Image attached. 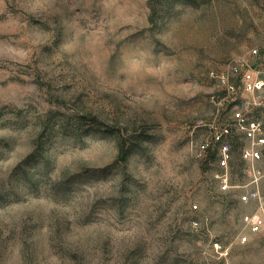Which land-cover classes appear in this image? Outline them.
Returning a JSON list of instances; mask_svg holds the SVG:
<instances>
[{
  "label": "rangeland",
  "instance_id": "obj_1",
  "mask_svg": "<svg viewBox=\"0 0 264 264\" xmlns=\"http://www.w3.org/2000/svg\"><path fill=\"white\" fill-rule=\"evenodd\" d=\"M263 40L264 0H0V264H264L193 128Z\"/></svg>",
  "mask_w": 264,
  "mask_h": 264
},
{
  "label": "built area",
  "instance_id": "obj_2",
  "mask_svg": "<svg viewBox=\"0 0 264 264\" xmlns=\"http://www.w3.org/2000/svg\"><path fill=\"white\" fill-rule=\"evenodd\" d=\"M261 47L264 51V40ZM261 57L260 48L253 47L247 54L235 56L219 70L211 71L209 75L219 87V91L209 97L213 111L193 124V128L205 134L195 145V156L205 159L210 149L217 148L216 164L220 171L215 178L219 190L242 189L238 201L253 206L240 218L237 239L242 244L257 236L264 241V76L262 69L256 66ZM233 131L245 139L240 148L246 176L242 184L231 181ZM192 207L197 208V205ZM192 224L197 226L198 221L193 220ZM212 247L221 259L220 264H229L228 247L217 240Z\"/></svg>",
  "mask_w": 264,
  "mask_h": 264
},
{
  "label": "crops",
  "instance_id": "obj_3",
  "mask_svg": "<svg viewBox=\"0 0 264 264\" xmlns=\"http://www.w3.org/2000/svg\"><path fill=\"white\" fill-rule=\"evenodd\" d=\"M262 57H264V52L262 53Z\"/></svg>",
  "mask_w": 264,
  "mask_h": 264
}]
</instances>
